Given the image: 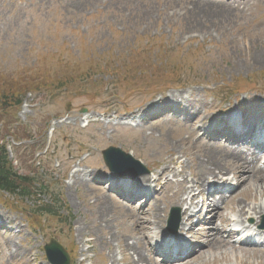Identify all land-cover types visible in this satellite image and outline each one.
Wrapping results in <instances>:
<instances>
[{"label": "rangeland", "instance_id": "1", "mask_svg": "<svg viewBox=\"0 0 264 264\" xmlns=\"http://www.w3.org/2000/svg\"><path fill=\"white\" fill-rule=\"evenodd\" d=\"M199 1L0 0V96L37 88V96L26 97L19 114L12 113L25 126L20 132L32 136L19 147L20 165L14 166L21 175L39 178L37 188L49 187L37 201L0 193V264H48L44 247L52 240L70 254L71 264H131L127 244L140 246V264L155 259L138 232L137 212L145 201L135 206L120 201L134 199L111 188L120 179L105 166L102 152L119 149L149 171L132 180L139 169L126 170L127 186L141 184V177L152 179L149 186L157 178L156 187L163 183L145 232L155 244L170 233V210H182L171 200L180 187L168 183L195 179L205 167L201 140L218 143L224 135L222 128L208 132L209 126L244 110L249 123L264 113V0ZM160 59L167 66L161 67ZM127 62L140 72L131 73ZM172 94L179 96L173 103ZM188 100L196 105L189 108ZM253 105L258 110L249 114ZM152 106L164 110L160 117L151 118ZM12 119L9 112L0 115V122ZM44 146L50 151L41 158ZM172 169L180 175L173 177ZM233 176L228 169L223 180ZM246 186L227 195L229 208L222 216L229 223L217 221L215 228L236 229V205L253 206L258 190ZM204 194L191 222L192 241L200 246L212 228L206 226L210 201ZM40 206L59 212L42 215ZM246 220L264 230V213ZM235 240H228L235 248L229 242L217 246V240L206 254L193 256L192 264H264V243Z\"/></svg>", "mask_w": 264, "mask_h": 264}, {"label": "bare ground", "instance_id": "2", "mask_svg": "<svg viewBox=\"0 0 264 264\" xmlns=\"http://www.w3.org/2000/svg\"><path fill=\"white\" fill-rule=\"evenodd\" d=\"M199 2L207 3L208 5L212 4V3H209L208 0H205V1L201 0ZM234 4L238 5L237 2H234ZM217 5L227 7L222 3H219ZM230 10L232 11L231 8ZM225 11H228V10L226 9ZM181 97H184V96L181 94ZM178 98L179 96L172 94L169 97L168 102L173 103L177 101ZM253 100L254 99H251V101ZM186 103L188 104L189 108H192L194 105H196V101L194 100H188ZM257 108H256V105H253L252 111L248 113L253 114L254 112L258 110ZM190 111H192V109H190ZM190 111L188 109V112ZM246 112L247 111L245 110L242 111V113H246ZM88 118H93V116H89ZM257 122L262 123V127L264 128L263 116L260 115L257 119ZM219 126H220L219 124H213L210 126V128H215ZM193 134H196V132H194ZM223 139H216V141H219L218 143H215V142L204 143V140L200 139L203 145L202 146L203 152L205 153V156H206L202 160V163L205 166L204 169H201L200 171H198L199 174L196 176L195 179H191V182H188L187 179H183V181L180 183H175V182L168 183L169 186H179L180 187V190L175 192L173 196L171 197V200L175 203V205L182 208L183 220L180 224L179 230L184 232L185 234L193 233L192 226H191V219L193 215L191 212H193V210L196 209L200 205V201L198 200L205 196L204 195L205 190L209 185H211L210 183L212 181L219 182L223 180L228 169H232V174L234 175V178L237 181V186H236L237 188L239 187L243 188L247 184L249 185L253 184L252 187H255L258 191L256 193V197L255 198L253 197L254 199L253 206H242L241 204L236 205L238 209L237 215L239 216L238 217L239 219L235 221L237 224H241L242 227L241 229L231 230V231H225V229H219V227L215 228V223H217V221L219 222L222 221L224 223V226H227V224L229 223V220L226 217H223L222 214L225 213L226 210L229 208L227 205V202L230 198L226 199L224 195H219L218 198L212 195V199L209 198V200L211 201L208 205V214L210 215V219H209V223H207L206 226H210L212 228H207L206 229L207 231L204 232V235L202 236L203 246H199V245L197 246V251L195 253L196 257H200L206 254L207 250L210 247H212L214 245L213 243H215L217 240L220 241L217 246H220V245L225 246L227 242L231 244V242L228 240L233 239L238 233L242 234L243 232L247 231V227H246V224H247L246 216L247 215L251 214L254 216H258L264 213V202L262 201L264 200V194H263V191H264V163L260 162L261 158L257 154L252 153L245 142L242 141V142L235 143V146L228 149L221 143ZM170 174H172L173 177L180 175V173L175 172L173 169L170 171ZM139 180L141 183H145L147 182V177H141L139 178ZM104 185H105V182L100 181L99 187L102 188ZM208 188H211V186H209ZM194 189H198L197 195L193 194ZM250 189L245 190L246 197L249 195ZM159 196H161V194ZM258 197L261 199V201L258 200ZM144 198L146 197H144L143 195H140L139 197L138 196L135 197L134 201H137L139 203L140 201L144 200ZM153 201H154V198L151 197L149 200L145 202V204L137 212L139 216V219L137 221V225L139 229L138 232H139V235H141V239H143L144 241H152V239L147 237L145 232L148 230V226L151 225L150 221L148 220V214H149ZM133 205H136V204L134 203ZM186 225L189 227L188 229H184ZM256 227L258 228L257 230L259 231L262 229L261 227H258V223H255V228ZM253 232L256 233L257 231H253ZM253 232H250L249 235H247L248 238H251L252 236L253 237L257 236V234H253ZM224 236H227V238ZM163 237L165 236H162L161 238ZM161 238H157V239H161ZM244 242L247 243V239L244 240ZM229 244H226V245H229ZM152 245L155 246L154 243H152ZM232 246L234 247V245ZM181 247L182 245H180V248ZM127 248H128L127 249L128 252L131 254L130 255L131 264H140L141 262L144 261L143 255L140 250V246L138 244H135V245L127 244ZM144 248L146 249V253H149L150 250H152V247L149 246V242L146 243V245H144ZM205 248L206 250H204ZM194 259L196 258H192L190 260H186V259L182 260V264H192V262L195 261ZM150 262H151L150 264H161V263H158L155 259H151ZM241 263L243 264L244 261L241 260Z\"/></svg>", "mask_w": 264, "mask_h": 264}, {"label": "trees", "instance_id": "3", "mask_svg": "<svg viewBox=\"0 0 264 264\" xmlns=\"http://www.w3.org/2000/svg\"><path fill=\"white\" fill-rule=\"evenodd\" d=\"M160 47L163 48V50H165V46H160ZM133 66H134L133 64L127 62V65L125 67L126 68L132 67L131 73L140 72L139 69ZM153 69L154 68H151L149 72H152ZM142 73L146 74L147 70L145 69L139 74ZM58 87L63 88L64 84L59 83ZM29 93L36 94L37 88L33 87L32 90L24 92L22 94L13 91V93L10 96H6L5 93L2 92L0 96V115L3 113V115L6 116V114L9 112L13 118L12 120H10V125L7 124V121L0 122V124L3 125V129L5 128V126H8V130L6 131L5 137L0 138V192L8 193L12 196H15V198H20L22 201L30 198L37 199V197L42 191H46L48 189L46 185L41 186L40 189L37 188L35 184H38L39 178L36 179L35 176L28 177V175H19V173L13 167L12 162L8 159L7 149L5 147V144L2 143L7 137V135H12L14 139L18 142H20L21 140L24 141L26 139L30 140L32 138V136H27L25 132L23 133L20 132L19 128H23V127L15 128L14 132H12V130L10 129V126L15 124L14 117L16 115L13 116L12 113L16 114L19 111L20 106L22 105L25 97ZM37 190L39 191L37 192ZM38 211L40 213L43 212L52 216H56V212L54 211V209L50 207L47 208L43 206L41 208H38Z\"/></svg>", "mask_w": 264, "mask_h": 264}, {"label": "water", "instance_id": "4", "mask_svg": "<svg viewBox=\"0 0 264 264\" xmlns=\"http://www.w3.org/2000/svg\"><path fill=\"white\" fill-rule=\"evenodd\" d=\"M103 155H104V159H105L107 166L109 167V169L112 172L120 173L118 171V168H117V165H118L117 163L120 160L125 164H132V163H134L136 165L139 164V163L133 162V160L129 156L125 155L123 152H121L118 149H113V148L109 149V150L103 152ZM143 172H145V170H143ZM46 252L48 254V257L50 256L49 259L53 260L59 255V252H63V250L55 242H52V244L50 246L46 247ZM61 263L62 264H68V261H67V259H65V261L63 259V261Z\"/></svg>", "mask_w": 264, "mask_h": 264}]
</instances>
